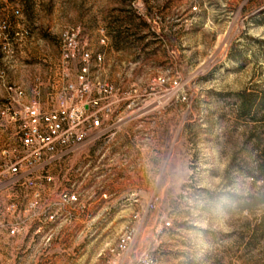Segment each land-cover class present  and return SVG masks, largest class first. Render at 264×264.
<instances>
[{"label": "rangeland", "instance_id": "rangeland-1", "mask_svg": "<svg viewBox=\"0 0 264 264\" xmlns=\"http://www.w3.org/2000/svg\"><path fill=\"white\" fill-rule=\"evenodd\" d=\"M71 29L105 54L93 72L115 89L117 130L97 143L121 135L133 146L129 193L94 194L125 188L108 172L126 164L125 150L118 166L104 157L95 186L91 141L73 169L54 171L80 203L50 222L44 215L53 203L59 209V196L41 195V221L11 236L24 217L7 209L17 197L6 179L0 264H104L109 246L141 218L156 264H264V0H0V108L48 104L37 93L59 79L61 35ZM111 35L121 52L111 51ZM17 87L27 95L20 104L9 90ZM10 134L0 132V144ZM125 204L132 212L119 217Z\"/></svg>", "mask_w": 264, "mask_h": 264}, {"label": "built area", "instance_id": "built-area-1", "mask_svg": "<svg viewBox=\"0 0 264 264\" xmlns=\"http://www.w3.org/2000/svg\"><path fill=\"white\" fill-rule=\"evenodd\" d=\"M19 13L15 10V14ZM80 37L78 29L66 30L61 35L60 76L44 95L48 100L46 106L31 102L21 104L20 111L4 104L0 108V131L10 132L12 139L0 144V184L6 179L14 183L17 198L7 209L24 217L23 221L9 226L11 236L18 235L22 226L31 227L39 219L35 210L40 191L46 187L53 188L59 196V209H54V203L50 205L44 215L46 221L56 220L60 208L79 204V192L57 181L56 167H62L91 141L97 143L117 130L110 127L117 102L115 89L93 72V67L103 64L105 54L93 52ZM106 41L104 36L101 43ZM172 84L174 87L178 82L174 80ZM9 90L13 93L12 100L18 104L27 96L20 87ZM21 189L32 190L33 201L23 205L18 198ZM153 207L150 205L149 209ZM140 224L124 229L104 253V264H156L153 254L143 245Z\"/></svg>", "mask_w": 264, "mask_h": 264}, {"label": "crops", "instance_id": "crops-1", "mask_svg": "<svg viewBox=\"0 0 264 264\" xmlns=\"http://www.w3.org/2000/svg\"><path fill=\"white\" fill-rule=\"evenodd\" d=\"M112 39L110 40L111 45V51H116V52H121L123 50V48L118 45L117 43V37L115 36V38H113L114 36H112ZM3 50L0 49V62L3 61ZM0 67L1 63H0ZM3 89H0V94H2ZM42 92V93H41ZM46 89L44 91H40L37 93V95L41 94L45 95L46 94ZM36 93V91H34L33 89H30V95ZM126 131V130H123ZM1 132V131H0ZM121 137L124 136H119L116 139H111L109 140V145H107V147H102L101 143H94L93 146V155H94V185L98 186L102 183V178H103V174L105 173V171H103L102 169V159L104 157H109L111 158L112 162H115L114 164L118 166V164H120L121 162L119 161L121 153L124 154L123 156L125 157L124 163L126 164L125 166L122 167V169L120 167L117 168H113L112 170H110L108 172V179L111 180L113 179L116 183V185L124 184L126 187L125 188H120V187H115L113 189H105L104 191H101L102 189H100V187L98 189L94 190V194H97L98 197L100 196H104V197H111V196H122V195H128V187H127V183L128 180L133 179V175L132 172H130L128 170V163H132L131 160L133 158V146L132 145H128L127 141H122ZM130 138V137H129ZM124 143V144H123ZM83 150L78 151L77 153L74 154V156L67 162L62 164V167L64 168L65 166V171H69L71 169H73V163L78 160L81 155L83 154ZM68 167V168H66ZM0 177H1V173H0ZM1 182V179H0ZM56 192L52 190V188L50 189H43L40 191V196H49V195H55ZM33 191L32 190H28V189H21L19 194H18V198L19 201L23 204L25 203H30L31 201H33ZM119 214L118 216H124L125 217L129 216V214L132 212L131 207L128 204H125L123 206H121V209L118 210ZM26 213V212H25ZM24 213V214H25ZM126 217V218H127ZM139 220V221H138ZM136 223L140 224V220H145V219H138ZM150 222L148 221V223L146 224V226L144 227L143 224H141L142 227V231H145L147 229L150 228Z\"/></svg>", "mask_w": 264, "mask_h": 264}, {"label": "trees", "instance_id": "trees-1", "mask_svg": "<svg viewBox=\"0 0 264 264\" xmlns=\"http://www.w3.org/2000/svg\"><path fill=\"white\" fill-rule=\"evenodd\" d=\"M264 105V104H263ZM246 108H248V113H250L251 112V110H252V107L250 106V107H248V106H246ZM260 203L262 204V205H264V198L263 199H261V201H260ZM260 223L262 224V225H264V213L261 215V217H260Z\"/></svg>", "mask_w": 264, "mask_h": 264}]
</instances>
